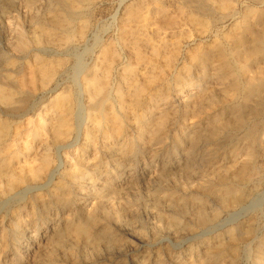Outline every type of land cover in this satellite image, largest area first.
<instances>
[{
    "label": "rangeland",
    "instance_id": "rangeland-1",
    "mask_svg": "<svg viewBox=\"0 0 264 264\" xmlns=\"http://www.w3.org/2000/svg\"><path fill=\"white\" fill-rule=\"evenodd\" d=\"M151 1L156 2H86L81 18L87 26L84 37L64 45L62 32L49 25L51 18L65 14L58 0H0V82L14 93V102L0 103V125L6 122L11 127L4 136L8 169L4 166L0 171V264H264V94L245 99L236 93L237 110L232 109L221 104L230 87L217 76L220 61L215 45L225 41L235 20L208 16L212 20L204 35L194 27L185 28L186 37L179 34L183 36L175 64L163 72L165 82L156 86L155 99L133 111L130 108L122 118L121 135L110 134L83 145L81 130L85 111H89L81 105L80 81L106 59L109 54L104 51L113 49L116 60L108 85L114 96L123 67L133 62L121 39L122 28H128L126 12ZM161 1L173 14L180 6L190 7L184 0ZM244 6L264 10V0H247L239 10ZM74 21L73 25L77 19ZM71 28L75 31V26ZM45 29H51L53 35L49 42L41 34ZM23 37L29 42L24 51L17 47ZM35 38L38 43L30 44ZM195 49L212 53L204 63H192L189 56ZM35 61L51 62L54 69V83L45 91L39 81L33 88L13 82L12 69L24 70ZM257 70L252 67L250 73ZM57 93H69L76 99L74 133L64 142L43 148L40 141L46 136L35 137L27 118L37 113L45 116ZM210 94L213 104L207 105L203 99L199 110L186 112V104ZM110 101L121 114L115 99ZM161 114L167 117L156 141L148 133L137 138L141 117L151 122ZM238 115L246 122L236 130L219 124L222 119L233 123ZM248 129L258 138L253 144L255 170L244 180L236 169L245 159ZM120 136L135 147L132 153L123 158L117 155L114 160L109 151ZM44 155L51 162L49 172L33 178L29 167L38 166ZM93 165L96 171L86 170ZM11 172L27 174V178L8 190ZM71 173H81L86 180L71 182ZM221 179L236 185L243 194L239 202L230 203L231 194L226 193ZM103 188L109 191V204L90 216V201H98L95 194ZM119 188L121 191H115ZM168 192L182 200H168L171 206L167 208L162 196ZM78 220H93L94 242L84 244L67 231L69 224ZM123 228H130L134 237Z\"/></svg>",
    "mask_w": 264,
    "mask_h": 264
},
{
    "label": "bare ground",
    "instance_id": "bare-ground-1",
    "mask_svg": "<svg viewBox=\"0 0 264 264\" xmlns=\"http://www.w3.org/2000/svg\"><path fill=\"white\" fill-rule=\"evenodd\" d=\"M88 1L90 0H58V2L62 5V9L65 14L51 18L49 20V25L52 29L62 32V44L68 45L74 40H80L84 37L87 26L85 24L86 22L81 18L85 14V4ZM185 1L190 3H188L190 7L188 9H184L180 6L174 14L172 11L170 13L167 10L165 2L161 0H156V2L151 1V3L147 5L140 3L136 8L133 7L127 10L125 25L126 22H128V28L127 26H122L121 39L124 42V48L127 49L133 62H129L125 67H123V70L121 68L122 72L119 76V83L114 90V96H112V92L108 85L109 73L116 60V54L113 49L104 51V53L106 52V54H109L108 56H104L106 59H102L98 66L92 67L80 81V93L82 95L81 105L82 108H87L89 111L88 114H86L85 111V126L84 130H81L83 131L81 132L83 133V145L87 146L88 144H91L90 142L98 140L99 137L104 138L110 134H122V118L128 114L130 108L133 111V108L137 109L143 106L146 101H153L156 95V86L159 87L164 84V71L171 67L172 64H175L179 44L182 36L184 35L183 33L185 32V28L194 27V30L197 29L198 34L200 35L208 33L207 28L209 27V21L212 20L208 19V16H213V19L219 18L220 20H235L228 34H225V41L215 45L220 61L217 66V76L220 78V83L225 84L228 88L230 87V93H226V90L224 94L222 93L223 99H221L223 102L221 104H226L232 109L237 110L236 98L234 97L236 93H241L242 97L245 99L253 96H258L260 98L264 94V21H260L259 19L260 17L262 19L264 16V10H258L255 6H244L242 10H239L238 6L243 5L247 0H184V3ZM250 1L259 3L262 0ZM237 15H240V19L238 20L236 18ZM74 19H77V21L73 25V22H75ZM73 26H75V31L71 28ZM49 31L51 32V29H45L41 33L46 42H49L47 40L53 36H50ZM179 34L183 35L179 36ZM31 43H38V39L35 38L30 40V44ZM28 45L29 42L23 37L18 41L17 47L18 49L24 51L27 49ZM211 53L207 49H195L194 52L190 54L189 58L192 63H204ZM50 63L35 61L34 64L26 65L24 70L17 71L12 69V72L14 73L13 82L16 85L18 84L20 87L29 86L33 88L38 86L37 82L39 81L40 88L45 91L49 88L52 82L54 83V69ZM252 67L259 70H257L255 74H251L250 72L252 70L250 71V69H252ZM4 76L6 75L4 74ZM176 78H180L179 73L176 74ZM9 85L11 86V84ZM4 86L5 83L0 82V103L8 105L14 102V93H12L10 89H5ZM77 95L79 94L77 93ZM211 96L212 95L210 94L208 98H205V96L204 98H198L196 101L193 100V103L186 104V112L190 109L193 112L199 110L203 99H206L207 105L213 104L210 100ZM112 97L117 102V106H119L121 114L117 113L115 105H113L110 101ZM74 99L75 98L72 94L57 93L53 96L50 105L47 106L49 111L45 116L37 113V115L33 114L34 116H29L27 118L28 129L33 131L35 137H40L41 134L46 136L40 141V145L43 148H46L52 143L59 144L64 142L73 135L75 127L74 117L78 115V113L75 114L76 99ZM77 100L79 99L77 98ZM210 107H212V105H210ZM22 114H27V111L26 113H21L20 117ZM166 117L167 116L165 114H161L157 120L154 118L151 122H145L143 117H141L142 126L137 131V138H141L144 133H148L149 137L156 141L158 137L157 131L160 130L166 120ZM235 120V122L230 123L228 120L222 119V122L219 124L223 127H231L236 130L237 128L242 127L246 122L245 117L242 115H238ZM10 128L6 122L0 125V171H3L4 166L5 170L8 169V165L5 163L3 151L5 149L4 136L7 135ZM250 131L251 129H248L244 135L246 140V146L243 149L245 159L239 165L238 169H236L238 171L239 179L244 180L248 175H250V173L252 174V170H255L253 165V144L257 141L256 139L258 137H255L256 133L253 134V131ZM255 132L257 131L255 130ZM76 133L77 136H79L80 130H77ZM134 147L135 146L132 142H128L127 139L120 136L117 138L114 147L111 151H109V158L114 157V160H116L115 157L117 155H120L121 158H123L125 157V154L127 155L132 153ZM50 163V159L47 156H42L38 166L29 167L31 176L36 178L42 174H46L50 168ZM86 170L94 172L96 171V166H88L86 167ZM7 177L10 178L8 184L9 190L15 183L24 181L27 178V174H17L11 172V175ZM71 178V182H80L82 179L83 181L86 180L85 175H81V173L74 175ZM220 182L221 184L224 183V185H226V188L224 187L226 193L231 194L230 203L239 202L243 194L238 191L236 185L226 184L225 181H222V179ZM115 191H121V188L116 189ZM115 191L114 193L118 194V192ZM108 195L109 191L106 192L105 188L97 191L95 198L99 199L98 201H90V207L88 209L90 216L94 215L98 209L105 210V207L109 204L107 203ZM162 197L163 200L165 199L164 201L167 202L165 205L167 208L171 206L168 204L170 203L168 200L177 202L182 200L181 196L175 195L173 192L165 193ZM198 213H196V215L198 214L197 217L200 218L199 220H202L201 212ZM124 230H126L125 234H128L130 238L134 237V234L130 232V228H125ZM67 231L71 233L75 239L84 242V244L92 242L96 234L93 227V220L86 222L78 220L76 222H72L69 224Z\"/></svg>",
    "mask_w": 264,
    "mask_h": 264
}]
</instances>
